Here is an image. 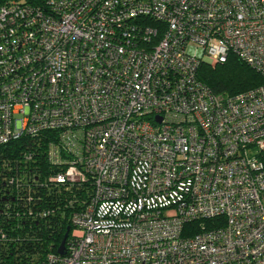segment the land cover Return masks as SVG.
Instances as JSON below:
<instances>
[{
	"label": "built area",
	"instance_id": "2783aa9c",
	"mask_svg": "<svg viewBox=\"0 0 264 264\" xmlns=\"http://www.w3.org/2000/svg\"><path fill=\"white\" fill-rule=\"evenodd\" d=\"M229 56L264 80V0H0V146L53 133L88 193L39 264H264V84L198 79Z\"/></svg>",
	"mask_w": 264,
	"mask_h": 264
},
{
	"label": "trees",
	"instance_id": "16d2710c",
	"mask_svg": "<svg viewBox=\"0 0 264 264\" xmlns=\"http://www.w3.org/2000/svg\"><path fill=\"white\" fill-rule=\"evenodd\" d=\"M25 1L41 6L46 0ZM198 79L223 98L264 84L259 73L235 56L215 67L202 63ZM53 137L50 132L22 136L0 146V264H39L57 253L68 228L70 232V217L88 198L84 188L47 183L55 170L44 154Z\"/></svg>",
	"mask_w": 264,
	"mask_h": 264
},
{
	"label": "water",
	"instance_id": "95a60500",
	"mask_svg": "<svg viewBox=\"0 0 264 264\" xmlns=\"http://www.w3.org/2000/svg\"><path fill=\"white\" fill-rule=\"evenodd\" d=\"M68 234H69V228L67 229L58 249H57V253L60 254V255H64L65 254V243H66V239L68 237Z\"/></svg>",
	"mask_w": 264,
	"mask_h": 264
},
{
	"label": "rangeland",
	"instance_id": "374dc122",
	"mask_svg": "<svg viewBox=\"0 0 264 264\" xmlns=\"http://www.w3.org/2000/svg\"><path fill=\"white\" fill-rule=\"evenodd\" d=\"M46 133H48V132H43V133H41L40 135H43V134H46ZM48 135H49V134H48ZM25 137H30V138H35V137H36V138H37L38 135H37V136H27V135H26Z\"/></svg>",
	"mask_w": 264,
	"mask_h": 264
}]
</instances>
